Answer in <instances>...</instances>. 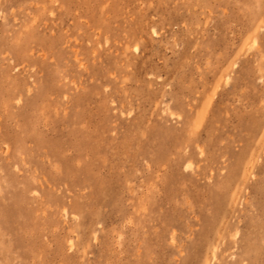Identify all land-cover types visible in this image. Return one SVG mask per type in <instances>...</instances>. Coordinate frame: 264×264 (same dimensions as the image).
<instances>
[{"label":"rangeland","instance_id":"obj_1","mask_svg":"<svg viewBox=\"0 0 264 264\" xmlns=\"http://www.w3.org/2000/svg\"><path fill=\"white\" fill-rule=\"evenodd\" d=\"M0 264H264V0H0Z\"/></svg>","mask_w":264,"mask_h":264},{"label":"bare ground","instance_id":"obj_2","mask_svg":"<svg viewBox=\"0 0 264 264\" xmlns=\"http://www.w3.org/2000/svg\"><path fill=\"white\" fill-rule=\"evenodd\" d=\"M79 66H82V64H80Z\"/></svg>","mask_w":264,"mask_h":264}]
</instances>
